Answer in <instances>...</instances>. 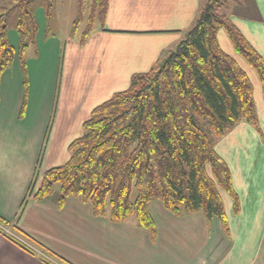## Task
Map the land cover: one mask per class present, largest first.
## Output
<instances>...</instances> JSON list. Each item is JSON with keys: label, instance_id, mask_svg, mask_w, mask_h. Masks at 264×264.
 Masks as SVG:
<instances>
[{"label": "crops", "instance_id": "obj_1", "mask_svg": "<svg viewBox=\"0 0 264 264\" xmlns=\"http://www.w3.org/2000/svg\"><path fill=\"white\" fill-rule=\"evenodd\" d=\"M203 1L105 0L100 21L94 16L85 40L76 39L78 27L66 40L58 34L35 38V53L27 55L32 44L26 51V76L17 58L3 72L0 218L8 225L0 223V264H48L47 257L55 264H264L263 85L224 28L217 31L219 45L247 69L257 113L256 123L240 121L215 141L231 174L232 191L219 188L225 222L208 220L201 210L176 215L152 200L153 235L136 221L97 216L91 204L75 196L59 206V187L43 199L31 196L16 219L34 178L37 189L45 171L69 160L70 145L84 133L94 108L126 90L135 73L150 70L173 49ZM251 4L253 16L227 14L264 58V0ZM12 27L9 40L18 49V32ZM15 228L41 243L49 255Z\"/></svg>", "mask_w": 264, "mask_h": 264}, {"label": "trees", "instance_id": "obj_2", "mask_svg": "<svg viewBox=\"0 0 264 264\" xmlns=\"http://www.w3.org/2000/svg\"><path fill=\"white\" fill-rule=\"evenodd\" d=\"M227 1L204 0L192 26L173 49L150 70L135 73L126 90L94 108L84 123V133L70 145L69 160L45 171L37 189L34 178L17 220L31 196L43 199L58 184L59 206L75 196L91 204L95 215L112 221L135 216L137 225L153 235L152 200H160L176 215L201 210L208 220L226 221L219 188L232 191L230 169L196 115L205 118L213 134L220 137L240 121L256 123L257 113L251 80L220 47L218 29L227 31L237 52L257 72L264 91V58L230 16L219 11ZM102 2L94 0L93 5L96 8ZM94 11L82 40L91 32ZM15 12L18 49L9 40L6 15L0 14V82L16 58L26 76V51L38 31L28 0H19ZM82 12L83 1L79 0L72 34ZM0 223L8 225L2 218ZM15 231L49 255L41 243L19 228ZM47 263L55 264L48 257Z\"/></svg>", "mask_w": 264, "mask_h": 264}, {"label": "rangeland", "instance_id": "obj_3", "mask_svg": "<svg viewBox=\"0 0 264 264\" xmlns=\"http://www.w3.org/2000/svg\"><path fill=\"white\" fill-rule=\"evenodd\" d=\"M19 0H0V14L6 15V20L9 28L14 29L16 22L15 5ZM31 9L34 12L35 20L38 26L36 39L43 38L44 36L50 37L52 34L57 35L58 38L67 39L70 35V31L73 28V22L79 15V0H28ZM83 12L81 16V22L78 26V32L76 39L80 40L82 32L86 28L89 16L94 11L97 23L100 21L102 4H98L97 7L93 5L94 0H82ZM44 8L45 13L42 15V11L38 9ZM95 8V9H94ZM219 11L223 13H234L241 16H253L255 13L252 10L251 0H229L225 5L221 6ZM16 41L15 39L13 40ZM35 46L33 44L29 48L27 55L31 52L35 53ZM63 52V51H62ZM63 56V54H62ZM235 58V57H234ZM62 59V57H61ZM237 61V60H236ZM238 62V61H237ZM240 64V63H239ZM242 66V65H241ZM244 69V67H242ZM248 74L247 69H244ZM250 77V76H249ZM199 123L206 129L213 140L216 141V137L210 130L209 124L205 118L196 115ZM58 188V184L55 190ZM136 217H129L125 223H135ZM24 241V240H23ZM26 242V241H24ZM27 243V242H26ZM59 264H62L59 262Z\"/></svg>", "mask_w": 264, "mask_h": 264}]
</instances>
